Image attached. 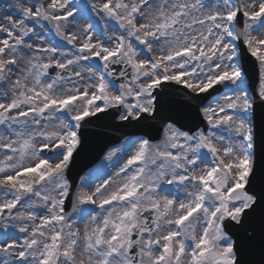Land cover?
I'll use <instances>...</instances> for the list:
<instances>
[{"label": "snow or ice", "instance_id": "1", "mask_svg": "<svg viewBox=\"0 0 264 264\" xmlns=\"http://www.w3.org/2000/svg\"><path fill=\"white\" fill-rule=\"evenodd\" d=\"M0 13V264H246L233 228L259 237L264 264V0H14ZM173 85L205 127L169 118L156 142L126 138L106 155L127 157L116 171L73 190L87 118L155 119Z\"/></svg>", "mask_w": 264, "mask_h": 264}, {"label": "water", "instance_id": "2", "mask_svg": "<svg viewBox=\"0 0 264 264\" xmlns=\"http://www.w3.org/2000/svg\"><path fill=\"white\" fill-rule=\"evenodd\" d=\"M243 49V46H241ZM242 62L247 68V77L254 82L257 75V67L254 58L246 51L242 52ZM121 67V66H116ZM119 81V77H115ZM159 91V90H158ZM186 89L173 85L166 89L167 95L164 97V106L160 109L155 119L148 118L140 122L116 123L118 112L109 109L106 114H98V118H88L89 123L85 124L80 130L82 136V146L74 153L73 163L70 165L69 178L73 184V190L77 188L80 177L93 167L103 156L104 152L111 146L121 142L124 138L131 135H142L156 142L161 139L163 125L169 118L177 123L183 130L195 131L197 127H203L199 113V101L191 100L184 95ZM222 91V89H221ZM203 95V94H202ZM215 95V94H214ZM260 123L261 116L258 112L256 117ZM264 162V157L261 158ZM256 191L264 188V173L257 172L254 183ZM67 210L71 211V201H66ZM256 223H259V212L256 216ZM250 232L251 229H248ZM234 239H238L243 244L244 260L246 264H260L261 250L259 237L255 242H249L244 229L233 228Z\"/></svg>", "mask_w": 264, "mask_h": 264}, {"label": "rangeland", "instance_id": "3", "mask_svg": "<svg viewBox=\"0 0 264 264\" xmlns=\"http://www.w3.org/2000/svg\"><path fill=\"white\" fill-rule=\"evenodd\" d=\"M13 2H14V0H0V6H4V5H7L9 3H13ZM19 2L24 3V2H26V0H19ZM94 2H95V0H81V3L88 4V5H90L91 3H94ZM6 14H10V13H0V16L6 15ZM92 15L95 16L94 13H92ZM79 22L81 24L85 23V21L83 19H81ZM98 28L102 29L103 24L99 23ZM109 31H111V29H109ZM52 39H57L54 37V34H52ZM61 43H63V42H61ZM68 47L70 48L71 46H68ZM124 144L125 143L121 144L120 146L116 147L115 149H122ZM106 155L104 158H102L99 161V163L96 165V167H94L92 170H90L84 177H87L90 173L91 174H97L100 172H107L110 174L111 172L116 171L119 168L120 163H122L123 160L127 158L125 155L118 154L119 159L117 157H114L112 160H107ZM105 178H107V176L101 175V181H94L92 184V187L95 186L96 182H102V179H105Z\"/></svg>", "mask_w": 264, "mask_h": 264}]
</instances>
